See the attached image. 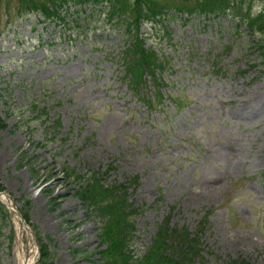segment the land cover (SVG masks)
Listing matches in <instances>:
<instances>
[{"label":"rangeland","instance_id":"obj_1","mask_svg":"<svg viewBox=\"0 0 264 264\" xmlns=\"http://www.w3.org/2000/svg\"><path fill=\"white\" fill-rule=\"evenodd\" d=\"M261 2L241 6L256 14ZM21 7L0 0V194L36 238L34 264L41 246L46 264H102L98 214L75 194L77 176L92 174L125 186L127 202L139 207L136 254L168 220L190 232L202 223L206 264H264V60L256 38L203 16L144 25L146 45L167 61L162 100L149 107L123 77L121 27L93 16L67 32ZM151 93L148 81L141 94ZM13 219L0 203V264H17L15 246L27 245Z\"/></svg>","mask_w":264,"mask_h":264},{"label":"trees","instance_id":"obj_2","mask_svg":"<svg viewBox=\"0 0 264 264\" xmlns=\"http://www.w3.org/2000/svg\"><path fill=\"white\" fill-rule=\"evenodd\" d=\"M71 2H92L96 5L102 3L107 9V22L124 27L131 41L122 53L126 74L133 86L141 83L145 73L152 75L155 68L164 64L155 52L143 47V41L138 38L141 24L144 21L158 22L171 10L216 15L229 12L241 18L251 33L264 34V13L251 16L250 12L243 11L241 0H183L179 6L171 5L169 0H19L22 13L37 12L44 20L53 21L65 28L77 22V19L66 20L71 15L66 13ZM259 43V50L264 57V38ZM153 82L157 85L154 79ZM70 170L66 174L72 176L74 173ZM123 192L124 188L121 186L113 189L102 184L95 174L77 187V197L100 217L98 236L103 248L97 254L102 259V264H193L203 258L199 241L200 229L190 233L186 228H170L166 223L159 226L145 252L142 255L135 254L130 243L133 233L130 216L136 209L126 204ZM41 251L40 263L46 264L45 260L49 255L46 247L41 246Z\"/></svg>","mask_w":264,"mask_h":264},{"label":"bare ground","instance_id":"obj_3","mask_svg":"<svg viewBox=\"0 0 264 264\" xmlns=\"http://www.w3.org/2000/svg\"><path fill=\"white\" fill-rule=\"evenodd\" d=\"M1 199H2L3 202L6 203V205L8 207H10L12 209V207L14 205L12 204V201L10 199H8L5 196H1ZM13 213H14L13 216L16 215V218H20V215L18 214L17 209L15 207H14ZM15 227L18 228L16 222H15ZM27 236H28V237H26L27 238V242H28V247H27V251H26L27 257H25L24 255L21 254V259H20V257H19V259L22 260V262L24 264H32V260H31L32 259V254L35 251L34 248H33L34 241H33V239H31L32 238V235L27 234Z\"/></svg>","mask_w":264,"mask_h":264}]
</instances>
